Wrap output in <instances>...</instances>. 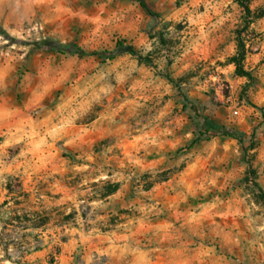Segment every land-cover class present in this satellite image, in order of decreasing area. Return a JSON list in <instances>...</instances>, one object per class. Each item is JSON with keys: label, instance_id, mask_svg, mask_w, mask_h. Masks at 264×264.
<instances>
[{"label": "rangeland", "instance_id": "rangeland-1", "mask_svg": "<svg viewBox=\"0 0 264 264\" xmlns=\"http://www.w3.org/2000/svg\"><path fill=\"white\" fill-rule=\"evenodd\" d=\"M144 1L0 0V264H264V0Z\"/></svg>", "mask_w": 264, "mask_h": 264}, {"label": "trees", "instance_id": "trees-1", "mask_svg": "<svg viewBox=\"0 0 264 264\" xmlns=\"http://www.w3.org/2000/svg\"><path fill=\"white\" fill-rule=\"evenodd\" d=\"M134 1L138 2L142 7H146L144 0H134ZM250 1L251 0H242L241 1L242 6L246 11L247 16L250 15V13H251V10L248 6ZM246 25L248 26L249 22H246ZM241 34L242 33L239 31L238 32V37H239L238 38V53L236 56H234L230 59V63L234 64L236 66L237 75H239L240 77L248 78L249 81L252 82L253 81L252 75L250 73L246 72L244 69V61H245V57H246V48H245V43L241 39ZM119 46L120 47H127L129 49L128 51H129V54L131 56L136 57L139 60L143 59L142 56L138 52H136L132 47H129L125 41H120ZM78 51H80V53H83L81 50H78ZM211 128L212 127L208 125L206 127L205 132H208V129H211ZM200 135L203 136L204 134L200 133ZM199 141H200L199 138L195 139L187 148H185V150L192 149ZM254 175L255 174L253 173V176ZM257 188L259 189L260 198L264 199V190L259 185H257ZM119 189H120V184H107L104 187V191H103V194H101V197L105 198L107 196L115 194Z\"/></svg>", "mask_w": 264, "mask_h": 264}, {"label": "built area", "instance_id": "built-area-1", "mask_svg": "<svg viewBox=\"0 0 264 264\" xmlns=\"http://www.w3.org/2000/svg\"><path fill=\"white\" fill-rule=\"evenodd\" d=\"M238 113H239L238 109L235 108L234 111H233V114H234V115H238Z\"/></svg>", "mask_w": 264, "mask_h": 264}]
</instances>
